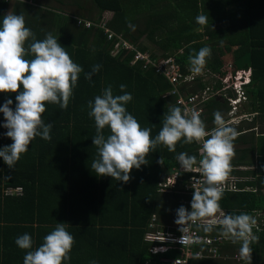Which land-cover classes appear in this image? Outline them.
I'll return each mask as SVG.
<instances>
[{
	"label": "trees",
	"instance_id": "trees-1",
	"mask_svg": "<svg viewBox=\"0 0 264 264\" xmlns=\"http://www.w3.org/2000/svg\"><path fill=\"white\" fill-rule=\"evenodd\" d=\"M28 1L31 0L12 1L9 13L23 15L25 26L31 29L36 40H43L48 33L57 37L83 71L66 109L45 102L42 120L45 124H52L51 139L44 140L39 136L33 139L28 151L21 154L11 169L0 158V264H23L29 250L20 249L15 244L16 238L29 234L33 240L31 250H35L58 222L66 224L75 241L69 253L70 260L62 264H90L91 261L97 264H167L161 259L176 257L179 250L171 248L149 253L147 247L150 243L144 235L152 215L176 216V209L182 205L178 200L187 198L179 193L186 172L179 173L180 178L174 188L167 192L158 190V182L177 166L179 161L176 157L181 152L194 155L197 160L201 158L196 142L185 144L181 140L174 152L168 151L163 144L158 145L147 155L148 164L131 171L128 183L97 176L91 168L93 160L98 158L97 148L92 145V138L96 135L95 121L89 117L87 105L89 101L94 102L97 95H102L109 85L114 96L123 94L120 85H126L125 91L132 95V100L125 105L127 111L137 119L141 128L151 129L150 135L154 139L169 108L178 107L171 96L163 95L169 83L151 68H143L139 62L129 64V54L121 50L111 55L113 40H107L100 27L76 25L74 18L77 15L70 17L63 12L44 11ZM93 2L99 11L111 13L104 23L111 31L135 42L140 50H146L153 58L157 54L138 41L145 37L156 47L157 56L172 54L183 73L190 71H186L191 67L188 61L190 53L210 47L211 57L202 70L204 78L200 75L195 77L185 88L186 92L201 90L212 81V86L219 87V78H230L235 71L241 70L249 78L243 87L247 100L245 113L255 112L256 117L264 119V0H149L146 5L148 16L142 18L135 12L132 17H127L126 5L142 6L144 0ZM6 8L8 3L0 1V24L9 14ZM199 14L208 15L206 25L196 23L195 18ZM139 19L143 26L138 28L136 21ZM131 29L136 30L131 32ZM31 42L27 41L25 46ZM94 65L101 67L88 80L85 76ZM210 74H215L217 79ZM22 90L21 86L17 93H0V106L11 99L13 104L10 107L14 110L15 96ZM202 108L204 116L201 117L206 130L217 127L214 112L219 111L223 115L228 109L221 96H211L202 103ZM3 123V113H0V125ZM226 125L236 129L238 135L242 130L239 125ZM6 132V128L0 127V148L12 143L4 135ZM103 132L105 137L111 134L107 126ZM239 138L241 147L239 150L234 148V152L240 155L237 160L231 159L229 174L242 175L235 167L239 164L250 166L252 153L257 154L258 151L257 177L255 172L246 170L244 173L252 177L236 183L240 188L242 184L250 185L254 191L222 190L219 205L222 218L225 214L247 213L252 216L257 213L253 234L259 237V241L250 245L253 249L252 264H264V132L256 138L257 146H261L258 149L251 134L237 136L234 145ZM7 186L20 187L19 194L4 195L2 188ZM156 222L157 228L166 229L157 221V216ZM205 228H200L202 234L223 235L222 225H212L211 231H205ZM233 244L241 246L240 243ZM221 254L225 253L221 251ZM192 262L230 263L228 259L216 258Z\"/></svg>",
	"mask_w": 264,
	"mask_h": 264
},
{
	"label": "clouds",
	"instance_id": "clouds-1",
	"mask_svg": "<svg viewBox=\"0 0 264 264\" xmlns=\"http://www.w3.org/2000/svg\"><path fill=\"white\" fill-rule=\"evenodd\" d=\"M195 19L197 24L204 26L209 17L199 14ZM129 27L134 28L131 24ZM29 40L32 42L26 47ZM211 51L210 47L205 46L189 54L188 61L193 73L202 72L207 59L211 57ZM26 56L34 58L26 59ZM100 67L94 65L85 78L91 80ZM82 71V67L73 62L57 37L48 33L43 40H36L31 29L25 26L23 15L9 13L4 16L0 24V93H17L21 86L23 89L15 96L14 110L10 107L13 104L11 99L0 106V113H3L5 120L0 127L7 129L4 135L12 140L10 145L0 148V158L9 169L14 167L21 154L28 151L33 139L38 136L44 140L51 139L52 124H45L42 120V114L46 111L45 102L66 109ZM248 80L239 86L243 89ZM125 88L126 85L121 84L120 91L123 94L114 96L109 85L102 95H97L94 102L89 101L87 105L90 109L88 115L95 121L96 135L92 138V145L97 148L98 158L93 160L91 168L97 176H108L128 183L131 171L148 164L147 155L158 145L163 144L168 151L174 152L181 140L185 144L202 142L201 160L197 161L196 156L185 152L176 157L185 172H191L198 164L195 170L203 174L206 186L193 192L190 211L183 205L176 209L175 223L182 231L181 226L189 220L212 216L221 211L219 200L223 193L219 185L231 170L230 162L235 155L233 141L238 136L236 129L227 126L222 114L216 111L213 116L217 127L209 133L200 112L192 110L182 113L180 107L173 106L169 108L161 130L153 139L151 129L141 128L137 119L127 111L125 105L132 100V95ZM229 93L231 97L236 96L234 89ZM244 100L238 98L236 104ZM226 104L230 106L227 100ZM106 126L111 133L107 137L103 132ZM256 223V219L247 213L225 214L220 221L223 235L233 243L241 244L240 257L247 260L248 264H251L253 250L250 245L259 241V237L253 234ZM211 230L212 225L205 228V231ZM182 239L185 238L180 237ZM74 242L64 222H58L35 250H31L33 240L29 234L25 233L15 240L20 249L29 250L23 258V264H62L70 260L69 253ZM90 264L97 262L91 261Z\"/></svg>",
	"mask_w": 264,
	"mask_h": 264
},
{
	"label": "built area",
	"instance_id": "built-area-1",
	"mask_svg": "<svg viewBox=\"0 0 264 264\" xmlns=\"http://www.w3.org/2000/svg\"><path fill=\"white\" fill-rule=\"evenodd\" d=\"M7 3L12 1H22V0H0ZM29 3L31 1H28ZM75 24L82 27H91L96 26L100 27L102 32L105 34L107 40L112 41V47L109 51L111 55H115L121 50L123 53L129 54V64L139 62L142 64L143 68H151L152 71L156 74L161 75L169 83V88L164 92L163 95L171 96L175 105L182 109V113L185 111H198L202 113V103L210 98L211 96H221L222 98L228 101L230 109L228 110L229 118L226 120L225 124L233 122L232 120L237 118L241 120L245 119L247 114L245 112L241 114H236L234 110L240 108V104H236L238 98L244 99V91L239 86V84L245 82L248 78L243 71L237 70L234 72L233 76L230 78L222 77L219 78L220 86L214 87V81L211 84H207L203 89L196 90L192 93H187L185 88L188 84L192 83L198 75L204 78L203 72L200 74L193 73L191 70L188 72H181L178 63L175 61L172 54L162 56H153L150 57V54L146 50H140L136 43L130 41L120 34H117L111 31L104 23L105 19H100L98 22L84 18V17H75ZM212 78L217 79L215 74H210ZM230 79V80H227ZM234 89L236 96H230V90ZM238 122V120L236 121ZM214 129L206 130L211 133ZM209 137H205L208 139ZM197 152L203 158L202 153V142H196ZM199 165H195L191 172H186L184 178V183L182 189L179 193L186 195L187 198L178 200V202L190 211L191 200L193 192L196 190H202L205 185V177L202 173L197 172L195 169ZM185 172L184 169L180 167L178 163L173 171L166 175L163 180L158 182V190L167 192L171 188H174L175 183L180 178L179 173ZM242 178L237 175L228 174L224 181L219 185L222 190L238 191L241 188L237 186V182L241 181ZM3 194H19L20 187H3ZM222 215V211H221ZM218 215H212L208 217L198 218L194 220H189L182 227V231H179L180 226L175 222L170 227H166L165 230L157 228L155 222V215H152L148 225L147 231L144 235V239L150 244L147 247L149 253H158L164 252L171 248H177L179 254L176 257L169 259H161V261L166 262L167 264H193V259H203V258H217L219 257V244L228 238L222 234L208 235L202 234L200 228L213 224H220ZM180 237L185 239L180 240ZM204 249V250H203ZM142 264H158L155 262H143Z\"/></svg>",
	"mask_w": 264,
	"mask_h": 264
},
{
	"label": "crops",
	"instance_id": "crops-1",
	"mask_svg": "<svg viewBox=\"0 0 264 264\" xmlns=\"http://www.w3.org/2000/svg\"><path fill=\"white\" fill-rule=\"evenodd\" d=\"M71 1L72 0H31V2H33L34 5L40 6L41 9L44 11L46 9L56 11V9H57L60 12L66 13L68 15H77L79 17H85V18L90 19V20L107 19L106 17H101V14H105L108 17H110L109 14H111V13L108 11H99L98 8L96 7V5L94 4L93 0H76L75 2H71ZM9 4H12V3H8V5ZM54 5L59 6L60 8H52ZM78 6H80V8H77ZM179 51L180 50H178L177 52H179ZM228 61L229 60H227L226 62H228ZM190 68L191 67L186 68L187 69L186 71H188ZM226 111H228V109ZM226 111L222 115L225 122L228 119V115L225 117ZM246 114H249L248 115L249 117L245 118V121L240 120L236 124H232V123H230V124L232 126L233 125H235V126L239 125L242 128V130L238 136H240V135H246L247 136L248 134H251V139L253 138V142H254L253 144H256L258 141L256 139L258 134H260V132H264V119L256 117L255 112L246 113ZM201 116L202 117L204 116L203 112L201 113ZM202 117H201V119H202ZM243 122L248 126L242 127L241 124ZM260 128H262L263 130ZM258 130H260V132H257ZM240 142H241V139L239 138V141L234 145L235 150H239V147H241V145L239 144ZM256 147L258 149L261 146L258 147L256 144ZM258 154H259L258 151H257V154H255L254 152L252 153V157L251 156L250 157H251V161H253V162L250 166L247 164H239L235 167L243 173L242 175H238L242 178V180H241L242 182L246 181L252 177V176L246 175V173H244V171H246V170H251V171L255 172V175L257 177V173L255 170H256V159L258 157ZM235 155H237V153H235ZM235 155L232 157L233 160H237L236 159L237 156L235 157ZM240 190L254 191V189L251 188L250 185H246V184H242ZM240 190H238V191H240ZM214 215H218V217H219L218 219L222 220L221 211H218ZM252 216L256 219L257 213H254V215H252ZM159 225L161 226V224H159ZM163 225L165 227L171 226V225L162 224V226ZM213 225H215V224H213ZM204 227H207V226H204ZM227 245H228V247H227ZM233 246H234V244L229 238L227 240L221 242L219 244V257H217L216 259H228L230 262L229 264H244L246 262L248 263L247 260L241 259L240 251H239L240 247H238V246L233 247ZM220 250L222 252H224L226 255L225 254L222 255ZM203 259H205V258H203ZM193 260H196V259H193ZM252 262H253V257L251 256V264H252Z\"/></svg>",
	"mask_w": 264,
	"mask_h": 264
},
{
	"label": "rangeland",
	"instance_id": "rangeland-1",
	"mask_svg": "<svg viewBox=\"0 0 264 264\" xmlns=\"http://www.w3.org/2000/svg\"><path fill=\"white\" fill-rule=\"evenodd\" d=\"M76 0H72L71 2H75ZM149 0H144V4L141 6H139L138 5V7H134L133 5H129V6H127L126 5V16L127 17H132L133 16V12H135V13H138L139 14V16L142 18V17H147L148 16V10L149 9H147V7H146V5H147V2H148ZM12 3V2H11ZM33 3V2H32ZM10 5L11 4H9L8 5V8H6V13H9V11H10ZM37 7H40V6H38V5H36ZM52 8H60L59 6H56V5H54ZM77 8H80V6H78ZM141 9L143 10V12H141ZM55 10V9H54ZM53 12H55V11H53ZM56 12H60L59 10H57L56 9ZM111 14H109V16H110ZM70 17L72 16V15H69ZM101 17H106L107 19H109V17L107 16V15H105V14H101ZM146 19V18H145ZM136 26L139 28V27H142L143 26V22L139 19L138 21H136ZM134 30H136V29H131V32H133ZM203 40H205V37H203L202 38ZM138 41H140L141 42V44L143 45H145L146 46V48H148L150 51H152L153 53H156L157 55H158V51H157V49H156V47L149 41V40H147L145 37H141ZM156 55V56H157ZM230 80V79H229ZM209 99V98H208ZM207 99V100H208ZM246 102H247V100L245 99L244 101H243V103H240V105H241V107L239 108L238 107V109H236V110H234V112H236V114H240V113H242V112H245V110H244V105L246 106ZM228 108V110L230 109V106H228L227 107ZM228 111H226V113H225V117L227 116V115H229L228 113H227ZM249 114H247V116H246V118H248L249 116H248ZM224 117V118H225ZM228 118H229V116H228ZM237 120L238 121H240L238 118H237ZM237 120H235V119H233L232 121L233 122H230V123H232V124H236V123H238V122H236ZM241 121H245V119H241ZM234 126V125H233ZM241 126L242 127H245V126H248V125H246L244 122L241 124ZM260 127V126H259ZM260 129H262V128H260ZM263 130V129H262ZM257 132H260V130H258ZM248 133V132H247ZM238 155H240V153H238L237 155H235V157L236 156H238ZM156 216H157V221L159 222V223H162V224H165V225H172L174 222H175V219H176V217L175 216H172V215H170V214H168L167 216H160V215H155V222H156ZM157 223V222H156Z\"/></svg>",
	"mask_w": 264,
	"mask_h": 264
}]
</instances>
